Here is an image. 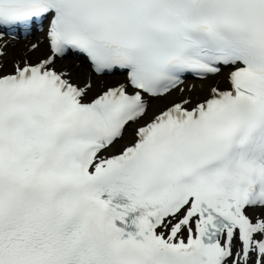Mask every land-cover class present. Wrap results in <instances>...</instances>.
Masks as SVG:
<instances>
[{
  "label": "snow or ice",
  "instance_id": "6c2138e0",
  "mask_svg": "<svg viewBox=\"0 0 264 264\" xmlns=\"http://www.w3.org/2000/svg\"><path fill=\"white\" fill-rule=\"evenodd\" d=\"M0 264H264V0H0Z\"/></svg>",
  "mask_w": 264,
  "mask_h": 264
},
{
  "label": "bare ground",
  "instance_id": "6f19581e",
  "mask_svg": "<svg viewBox=\"0 0 264 264\" xmlns=\"http://www.w3.org/2000/svg\"><path fill=\"white\" fill-rule=\"evenodd\" d=\"M80 69H77V71H79Z\"/></svg>",
  "mask_w": 264,
  "mask_h": 264
}]
</instances>
